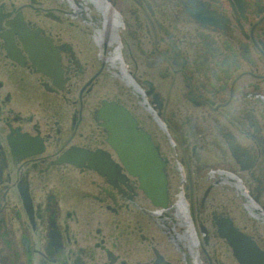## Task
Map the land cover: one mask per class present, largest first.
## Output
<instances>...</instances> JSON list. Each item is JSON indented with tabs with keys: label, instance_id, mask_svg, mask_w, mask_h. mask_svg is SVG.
I'll list each match as a JSON object with an SVG mask.
<instances>
[{
	"label": "flooded vegetation",
	"instance_id": "obj_1",
	"mask_svg": "<svg viewBox=\"0 0 264 264\" xmlns=\"http://www.w3.org/2000/svg\"><path fill=\"white\" fill-rule=\"evenodd\" d=\"M0 264H264V0H0Z\"/></svg>",
	"mask_w": 264,
	"mask_h": 264
}]
</instances>
